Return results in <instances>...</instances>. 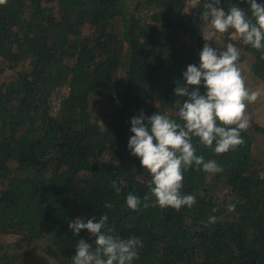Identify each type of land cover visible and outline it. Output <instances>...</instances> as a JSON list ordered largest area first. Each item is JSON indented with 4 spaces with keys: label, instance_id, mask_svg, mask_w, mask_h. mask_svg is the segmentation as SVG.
Instances as JSON below:
<instances>
[{
    "label": "trees",
    "instance_id": "trees-1",
    "mask_svg": "<svg viewBox=\"0 0 264 264\" xmlns=\"http://www.w3.org/2000/svg\"><path fill=\"white\" fill-rule=\"evenodd\" d=\"M202 3L0 5V264H40L35 253L72 264L78 240L94 237L86 230L74 235L69 221L102 213L121 238L143 241L133 264H264V152L255 147L257 134L264 136V60L232 30L209 43L218 51L235 43L247 87L261 92L247 107L245 143L217 155L193 137L197 153L223 168L184 172L182 192L195 194L193 207L126 205L129 192L150 195L151 179L127 147L130 119L143 110L183 123L178 111L186 97L174 89L187 65L199 64L207 27ZM223 4L247 7L246 0ZM229 203L236 205L232 212ZM209 216L217 223L205 226Z\"/></svg>",
    "mask_w": 264,
    "mask_h": 264
},
{
    "label": "clouds",
    "instance_id": "clouds-1",
    "mask_svg": "<svg viewBox=\"0 0 264 264\" xmlns=\"http://www.w3.org/2000/svg\"><path fill=\"white\" fill-rule=\"evenodd\" d=\"M8 0H0L6 5ZM202 0H189V8H200ZM247 7L233 4L225 8L223 0H203L201 21L207 26L205 43L199 51V64H188L182 73L183 81H177L176 97H186L179 106L178 116L183 122L167 115H146L143 110L130 119L127 147L130 154L139 158L141 166L151 177L148 181L150 195L140 196L129 192L126 205L133 211L159 206L161 209L191 208L196 203L195 194H184V172L195 167L207 173H220L223 168L216 160H205L197 153L193 137L205 148L217 155L235 151L245 143L242 133L251 126L247 107L261 95L259 89L249 90L239 66L240 48L231 40L223 51H218L209 41L217 34L234 31L244 45L251 46L264 60V2L246 0ZM203 86V91L201 87ZM112 188L120 191L117 182ZM155 199L152 200L151 198ZM103 207L112 208L105 202ZM229 203L227 211L235 210ZM216 216H209L207 223H217ZM69 229L78 236L82 230L94 237L91 242L80 238L75 246L72 264H133L139 258L143 241L136 236L121 238L109 226L107 213L99 219L95 216L76 217L69 221Z\"/></svg>",
    "mask_w": 264,
    "mask_h": 264
},
{
    "label": "rangeland",
    "instance_id": "rangeland-1",
    "mask_svg": "<svg viewBox=\"0 0 264 264\" xmlns=\"http://www.w3.org/2000/svg\"><path fill=\"white\" fill-rule=\"evenodd\" d=\"M207 31V27L204 28V32ZM253 60V57H248L245 61L246 66H249ZM246 86H249V82H246ZM65 92V87L63 88V93ZM247 115L250 117V113L247 109ZM251 118V117H250ZM252 123V120H251ZM257 151L264 152V136L263 133L257 134V141L255 143ZM35 258L40 264H55L51 258H48L46 255L41 253H35Z\"/></svg>",
    "mask_w": 264,
    "mask_h": 264
}]
</instances>
